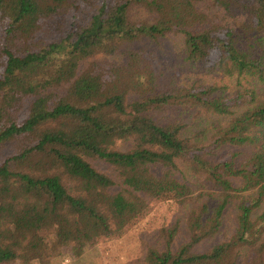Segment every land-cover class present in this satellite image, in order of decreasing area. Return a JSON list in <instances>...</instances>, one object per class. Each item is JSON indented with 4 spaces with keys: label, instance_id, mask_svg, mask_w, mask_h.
<instances>
[{
    "label": "trees",
    "instance_id": "1",
    "mask_svg": "<svg viewBox=\"0 0 264 264\" xmlns=\"http://www.w3.org/2000/svg\"><path fill=\"white\" fill-rule=\"evenodd\" d=\"M161 200L125 264H264V0H0V264Z\"/></svg>",
    "mask_w": 264,
    "mask_h": 264
},
{
    "label": "rangeland",
    "instance_id": "2",
    "mask_svg": "<svg viewBox=\"0 0 264 264\" xmlns=\"http://www.w3.org/2000/svg\"><path fill=\"white\" fill-rule=\"evenodd\" d=\"M174 210L175 205L171 202L153 201L148 212L134 225L96 240L84 259L66 257L59 264H88L89 259L100 260V264H125L126 259L140 255L142 241L150 242L153 233L170 219Z\"/></svg>",
    "mask_w": 264,
    "mask_h": 264
}]
</instances>
